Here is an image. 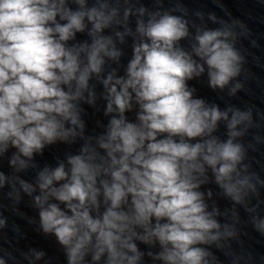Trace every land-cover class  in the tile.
<instances>
[{
    "label": "clouds",
    "instance_id": "clouds-1",
    "mask_svg": "<svg viewBox=\"0 0 264 264\" xmlns=\"http://www.w3.org/2000/svg\"><path fill=\"white\" fill-rule=\"evenodd\" d=\"M154 2L0 0V161L11 169L0 170V233L8 227L2 209L18 211L27 197L38 213L29 222L55 237L67 264H222L217 251L229 264H253L232 247L242 243L238 206L264 237V176L248 162L255 145L242 142L258 127L253 111L221 109L189 86L206 75L213 91L243 90L237 43L249 30L215 13L207 20L218 26L207 27L200 11L201 24L190 26L186 10ZM100 101L107 123L88 132L84 106ZM57 144L78 147L41 167L36 157ZM210 183L228 209L204 190ZM21 255L49 264L43 250ZM9 261L19 264L0 248V264Z\"/></svg>",
    "mask_w": 264,
    "mask_h": 264
},
{
    "label": "water",
    "instance_id": "water-1",
    "mask_svg": "<svg viewBox=\"0 0 264 264\" xmlns=\"http://www.w3.org/2000/svg\"><path fill=\"white\" fill-rule=\"evenodd\" d=\"M142 3L150 9L157 7L154 0H142ZM161 7L163 9L180 8L186 10V18L190 21V26L201 24V21L194 15L196 11L205 14L204 23L210 28L218 25L207 20L209 13H215L218 18L225 20L238 19L247 26L249 30L247 37L242 38L237 43V47L246 57L244 71L238 78L244 83L245 88L238 92L236 96L229 97L227 90L220 93L210 89L206 75L189 81V86L196 88L195 95L197 97L204 98L210 104L216 103L221 109H224L227 105H235L241 109H252L258 127L254 126L250 129L242 142L246 146L249 143L255 145V150L249 149L248 162L252 165L253 170L264 176V143H256L254 139L257 135L264 138V0H163ZM177 14L182 13L178 12ZM132 26L134 27V23ZM77 39L83 41L87 37L84 34H78ZM182 43L187 47L189 41H183ZM122 47L124 56L121 59L120 74H123V66H126L132 54L131 40ZM84 107L86 110L84 119L87 131H102L97 127V121L107 123V118L103 115V101L98 102L95 109L87 105ZM134 115V113H128L129 119H134ZM224 133L225 128L221 124L216 134L224 139ZM77 147L78 145H73L71 148L63 144L53 145L46 148L43 155L37 156L36 160L41 167L45 164L54 166L57 157L63 158L66 151H75ZM0 170L6 174L11 172L6 158L0 161ZM23 176L27 180H32L34 179V172L29 171ZM207 188L212 189L214 194L212 199L221 211L231 206L230 201L218 195L219 189L215 184H208L204 190ZM6 191L7 189H5ZM261 199L264 200V190H261ZM3 203L7 206L9 201L4 199ZM209 203L211 204L212 201H209ZM18 209V211H14L11 207L2 209L4 216L8 219V227L3 230V233H0V248L3 249V252L13 253L19 264H27L23 261L21 253L26 252L29 248H36L46 253L45 260L49 264H67L63 249L58 245L55 237L44 236L36 230V224L29 222L30 219L38 220V213L31 207L27 197L24 198ZM238 211L241 217L239 227L242 231V243L233 242L232 247L237 253L250 257L253 264H264V237L253 231L251 225L247 223L248 215L244 209L238 206ZM261 215L264 216V204L261 205ZM219 219L222 223L224 222V217ZM139 247L141 250L147 251L145 245L140 244ZM155 250L153 249V251ZM213 251L216 250L213 249ZM216 255L219 256L222 264H229V257L218 251ZM9 264H12V261H9ZM39 264H44V261L39 262ZM144 264H152V262L145 257Z\"/></svg>",
    "mask_w": 264,
    "mask_h": 264
}]
</instances>
